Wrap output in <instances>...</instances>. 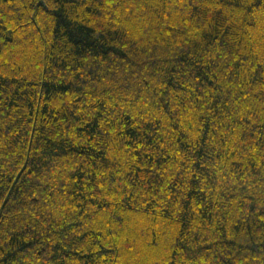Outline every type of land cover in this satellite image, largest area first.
Instances as JSON below:
<instances>
[{
  "label": "trees",
  "instance_id": "1",
  "mask_svg": "<svg viewBox=\"0 0 264 264\" xmlns=\"http://www.w3.org/2000/svg\"><path fill=\"white\" fill-rule=\"evenodd\" d=\"M0 264H264V0H0Z\"/></svg>",
  "mask_w": 264,
  "mask_h": 264
}]
</instances>
